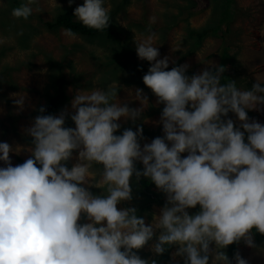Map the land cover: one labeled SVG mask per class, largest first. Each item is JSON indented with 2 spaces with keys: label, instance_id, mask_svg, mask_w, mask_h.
Listing matches in <instances>:
<instances>
[{
  "label": "clouds",
  "instance_id": "obj_1",
  "mask_svg": "<svg viewBox=\"0 0 264 264\" xmlns=\"http://www.w3.org/2000/svg\"><path fill=\"white\" fill-rule=\"evenodd\" d=\"M33 11H41L39 0H24L11 15L27 20ZM72 14L98 31L111 23L104 0H83ZM154 35L149 28L134 43L138 59L149 62L143 84L163 105V136L141 145L142 126L116 134L121 118L135 124L149 100L137 88L129 94L140 106L130 107L108 86L76 90L71 112L35 116L24 129L31 141L23 163L13 166L10 156L21 148L0 142V264H157L138 254L154 237V254L178 246L170 264H179L177 257L183 264H249L239 251L229 259L224 249L241 240L255 248L254 231L264 235V123L248 115L264 111V81L255 78L241 90L235 80L221 83L224 65L192 75L188 63L169 69ZM26 99L15 95L17 111ZM67 118L75 127L65 126ZM94 165L101 167L98 183ZM133 177L147 178L166 197L151 223L136 207H117L133 199ZM92 186L102 192L94 194Z\"/></svg>",
  "mask_w": 264,
  "mask_h": 264
},
{
  "label": "rangeland",
  "instance_id": "obj_2",
  "mask_svg": "<svg viewBox=\"0 0 264 264\" xmlns=\"http://www.w3.org/2000/svg\"><path fill=\"white\" fill-rule=\"evenodd\" d=\"M117 1L122 3L121 0ZM201 1L198 5V3H188L189 0H127L118 11L111 8L109 0H105V3L110 11L116 12L110 13V20L115 19L119 29L123 30V33L127 31V35L131 37L133 52L134 39L144 38L149 34V29L145 31L140 28L143 18H148L149 21L154 18L155 21L164 18L162 15L164 11H170V13L174 12L173 20H176L181 16L178 12L181 9L179 4L186 3L188 7L186 10L190 13L185 14L186 19L174 22L162 36L158 30L151 29L155 34L154 45L159 48L160 58L169 57V69L188 63L190 67L186 74L192 75L210 68L211 65L222 64L226 68L223 75L227 82L235 80L241 90L250 89L255 78L264 81V35H262L264 34V0H234L232 4L234 14L229 22L220 23L218 29L212 24L213 18H219L221 15L224 0ZM10 2L11 0H0V65L8 64L11 75L9 82L0 80V142H8L14 148H21L19 153H10L13 166L19 164L18 157L27 159L30 156V153L24 150L30 144V137L26 135L24 129L32 124L37 107L45 103L44 90L49 84L51 85V81L59 72L65 73L69 80L67 84L69 97L59 105L54 115H58L66 107L69 112L72 111L70 101L76 90L91 91L95 87H115L122 102H127L130 107H139L140 102L132 99L129 93L134 95L135 90L140 88L149 100V107L143 112L144 122L150 129L155 130L154 135L147 136L141 141V145L151 142V139L157 136H163L162 124L159 123L163 105L156 104V97L143 84L142 77L145 73L138 69L144 67L148 70L149 62L139 60L135 51L132 60H129L131 66L127 70L122 67L124 65L119 66V60H116L117 67L116 63L113 65L109 61L114 56L118 57V47L105 39L104 34L85 38L75 33L73 37H69L62 34L65 28L49 30L43 24V20H51L60 10L76 7L82 4L83 0H74L71 6L68 0H39L41 11H33L27 20L17 19L11 15L13 6ZM191 4L193 9L189 7ZM15 24H18V28ZM188 25L193 29L209 26L210 32L197 50L182 56L179 52H183L192 41L187 39L190 31ZM174 49L178 50L173 51ZM131 73L133 75H130ZM15 95L27 96L22 111H17V106L13 104ZM248 115L264 123V111L249 110ZM229 116L237 125L239 124L235 114L229 113ZM119 122L127 121L121 118ZM75 155L76 153L74 157ZM74 163H76L75 158L68 161L67 166L71 168ZM4 166L0 161V167ZM100 171L101 168L91 169L93 182L98 183L101 180ZM90 190L94 194L102 192V189L95 186ZM151 190H154L155 194L150 191L146 194H137L135 187H132L133 199L121 202L117 205L118 209L136 207L137 214L145 219L146 224L151 223L154 214L159 213L166 201L165 195L159 192L155 185ZM198 210L199 206L189 209V213L193 214ZM81 222L86 221L82 219ZM154 240L155 237L148 245L138 250V254L144 259H155L157 262L170 264L171 253L175 252L178 246H171L163 254L157 255L150 250ZM254 242L257 246L255 248L247 246L241 240L237 251L248 260L249 264H264V238L254 236ZM176 260L179 264H183L181 257H177Z\"/></svg>",
  "mask_w": 264,
  "mask_h": 264
},
{
  "label": "trees",
  "instance_id": "obj_3",
  "mask_svg": "<svg viewBox=\"0 0 264 264\" xmlns=\"http://www.w3.org/2000/svg\"><path fill=\"white\" fill-rule=\"evenodd\" d=\"M125 1H127V0H121L122 3H120L117 0H109V2L111 3V8L114 11H118L121 7H123V4ZM200 2H202V1L201 0H189L188 3H192V4L198 3V5H200ZM233 2H234V0H224V5L222 6V8L223 7L224 8L221 11V15H219V18H213L212 24H215V29L219 28L220 23L230 21L232 14H234V9L232 6ZM10 3L12 4L13 8H15V7L19 6L22 3V1L21 0H11ZM104 4L106 6L105 0H104ZM168 4H170V2H168ZM192 4L189 7L193 9L194 7L192 6ZM74 8H75L74 6H71V7L64 9V10H60V12L58 11L59 13L55 14L53 19L45 20V21L43 20V24L49 30H53V29H56L58 27H62L65 29H71L72 32L78 33V34L84 36L85 38L95 37L97 35L104 34L105 39H108L109 41L112 42L113 45L118 47L117 48L118 57L114 56L109 61V63L113 64V63L117 62L116 60H119V62H120L119 66L124 65L122 67L127 70L129 68V66H131L129 60H132V57L135 55V51L133 52V47L131 45V40H130L131 37L129 35H127V31L125 33H123V30L121 31L119 29L118 24L114 21L115 19L110 20L111 23H110L109 27L103 31H98L96 29H90V28L82 25V23L72 14ZM179 8H181L180 11H178L181 16L178 19L173 20L174 12L170 13V11H164V13L162 14L164 16V18L157 19V20H155L154 23L152 21H149L148 18H143L141 20V23H140V28L142 30H145V31H147L149 28L158 30L162 36L168 30V28H170L171 25H173L174 22L178 21L179 19H186L187 16L185 14H190L186 10L188 8L186 3L185 4H179ZM110 13L114 14L116 12L110 11ZM15 27L18 28V24H15ZM208 27L209 26L204 25L202 27L193 29V28L189 27V25H188V28L190 31H189V37L187 39L192 40V41H190V43H188V45L186 46L185 50H183V52L181 51L179 53L182 56H184V55H187L189 53H192V51L197 50V48L200 46L203 39L209 35L210 28H208ZM27 39L28 38L26 37V40ZM101 43H104V42H101ZM116 66L118 67L117 63H116ZM8 69H9L8 64L4 63V65H0V80L6 81V82H9L11 80V75H10ZM138 69H140V72H144V73L147 72V69H145L144 67H142V69H141V67H138ZM130 75H133V73H131ZM226 77H227V75H226ZM68 81L69 80L66 77L65 73H63V72L57 73V76L53 79V81H51L52 82L51 85L49 84L48 87L44 90L45 103L40 104L37 107V109L35 110L36 116L41 115V114H43V115L53 114L54 115V113L58 109L59 105L63 101L67 100L69 97L67 94ZM227 81L228 80L225 78V75H223L222 80H221L222 84L226 83ZM41 106H43L45 108L44 113L39 112V108ZM73 125H74V122L71 121L70 118H67L66 122H65V126L73 127ZM137 126H142L144 137H147L150 135L152 136L155 134V130L150 129L146 125V123L144 122V113L142 114V118L138 119L135 124H133L130 120L127 121L126 123H121V129L118 130V132L116 134H121L125 128H132V130L135 131ZM30 141H31V137L29 138V143H30ZM25 160L26 159H24L23 157H18L19 164L23 163ZM38 167H39V165H38ZM136 167L138 169H142L143 165L141 163L137 162ZM99 168H101L99 165L93 166V169H99ZM131 183H132V187L133 188L135 187V191L137 194H146L149 191H150V193L155 194V191L151 190V187L154 185V183H152L147 178L141 177L139 179V181H136L135 177H133ZM139 209H140V207H139ZM254 236L258 237V238H264V235H261L259 233H255V231H254ZM238 243H234L232 245H229L225 249L227 255L229 256V259H232L234 254L237 252ZM157 264H164V263L163 262H157ZM233 264H235L234 260H233Z\"/></svg>",
  "mask_w": 264,
  "mask_h": 264
},
{
  "label": "bare ground",
  "instance_id": "obj_4",
  "mask_svg": "<svg viewBox=\"0 0 264 264\" xmlns=\"http://www.w3.org/2000/svg\"><path fill=\"white\" fill-rule=\"evenodd\" d=\"M66 14V13H65ZM45 21V20H44ZM74 21V20H73ZM115 34V33H114ZM101 65H103V64H101ZM22 155V154H21Z\"/></svg>",
  "mask_w": 264,
  "mask_h": 264
},
{
  "label": "water",
  "instance_id": "obj_5",
  "mask_svg": "<svg viewBox=\"0 0 264 264\" xmlns=\"http://www.w3.org/2000/svg\"><path fill=\"white\" fill-rule=\"evenodd\" d=\"M243 131V129H241Z\"/></svg>",
  "mask_w": 264,
  "mask_h": 264
}]
</instances>
